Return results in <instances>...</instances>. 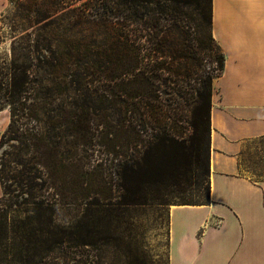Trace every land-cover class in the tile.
Here are the masks:
<instances>
[{"label": "rangeland", "instance_id": "374dc122", "mask_svg": "<svg viewBox=\"0 0 264 264\" xmlns=\"http://www.w3.org/2000/svg\"><path fill=\"white\" fill-rule=\"evenodd\" d=\"M26 1L9 0L8 8L0 14V128L4 119V130L8 126L10 104L19 108L13 116L14 134H8L0 146V174L8 189L0 202V215L9 229L0 264H166L168 209L173 204L203 203L208 174L201 176V186L195 185V175L183 169L178 144L172 166L163 170V151L157 147L148 151L145 140L150 129L140 130L139 116L124 119L119 134L132 137L139 129L143 140L128 150L127 156L125 149L116 154L114 146L120 142L117 129L123 116L112 109L103 116L82 112L86 99L79 82L84 41L100 45L107 33L92 23L72 25L67 8L59 10L57 17L49 10L38 15ZM82 1L72 6L81 8ZM203 5L205 2H192L183 7L188 13L185 28L193 48L202 40L210 49L203 51L198 79L186 81L188 87L172 103V115L165 119L169 141L188 142L194 137L202 148L207 133L204 117L197 111L195 91L202 88L204 80L211 84L217 77L220 70L215 73L214 69L222 53L211 40L209 23L201 21ZM128 28L132 32L134 26ZM145 46L149 51L150 44ZM71 47L77 51L76 62L68 56ZM154 54L147 58L150 67L161 59L179 64ZM116 65L117 72L127 67L126 62ZM207 65H213V71H208ZM23 74L28 82L22 98L10 95L11 85L19 84ZM77 79L78 83L73 82ZM118 82L102 73L97 93L104 95V90ZM172 86L178 85L174 82ZM106 99V104L113 100L110 96ZM116 100L125 98L122 95ZM22 106L28 107L26 113L20 111ZM263 145L255 139L247 143L241 165L245 176L264 175ZM256 147L261 148L258 161ZM59 151H64L61 166ZM151 164L156 168L148 174L145 169ZM29 166L34 167V187H18L14 180ZM47 204L53 209L51 222L44 210ZM27 228H34L30 235ZM13 252L20 253L17 261L11 257Z\"/></svg>", "mask_w": 264, "mask_h": 264}, {"label": "trees", "instance_id": "16d2710c", "mask_svg": "<svg viewBox=\"0 0 264 264\" xmlns=\"http://www.w3.org/2000/svg\"><path fill=\"white\" fill-rule=\"evenodd\" d=\"M77 0H27L28 6L34 7V11L41 15L46 10H49L51 15L57 17V12L62 9H68L71 13L69 16V22L72 25L78 23L95 24L101 26L105 33H107L106 39L102 41L100 45H96L94 40H85L82 52V67L83 71L79 74V82L85 89L86 102L82 108V112L93 113L97 116L106 115L109 109H112L117 114L122 115V119L119 120L120 125L117 129L118 134L122 133V122L129 117L139 116L140 122L143 127L140 130L146 131L150 129L146 143L148 144V151L155 149H162V167L163 170H168L172 166L174 160V151L177 145V150L180 152L183 160V169L192 171L195 175L194 183L197 186L202 185V175L208 174V180L204 187L206 200L208 201L209 194V98L211 93V84L207 80H204L201 89L196 90V99L199 102L198 113L204 117V130L207 133L204 148L200 146V143L196 138L186 142L184 140L176 142L167 138L165 134V119L170 118L172 115V109L176 98L181 97L184 94V90L188 87V79H198V73L202 69L203 59L205 57L203 51L210 49V46L204 41H198L196 47H192L191 42L188 41V31L186 30L187 24L184 18H187V12L184 10L188 3H200L205 2L200 8L199 15L202 22L209 23L211 25V4L210 0H83L79 6H72ZM58 18H55L57 20ZM134 26L131 32L128 26ZM202 23L199 24L201 27ZM211 40L214 41L211 31ZM150 44V50L148 51L146 43ZM216 43V42H215ZM94 46L100 47V51L95 50ZM218 46V45H217ZM219 47V46H218ZM77 51L74 48H70L68 56L73 58L75 62L79 60ZM157 53L165 58H170L172 61H179V64H173L167 59L154 62L150 67L147 58L153 57ZM218 68L221 70L223 67V54L218 56ZM126 62L127 67L122 68L120 72H117V63L120 66ZM102 73L108 78V80L115 79L119 82L104 90V95L98 94L97 82L100 81ZM122 75V78L121 76ZM78 83L77 80L73 82ZM28 82L26 74H23L19 84L11 85L10 95H20L22 98L23 92H25V84ZM174 82L178 85L177 88L172 85ZM163 87L162 92L159 93L160 87ZM90 89H92L90 91ZM176 90V91H175ZM16 93V94H15ZM163 94V96H162ZM123 98L125 100H116V98ZM106 96H110L113 100H109L105 103ZM92 100H95L94 102ZM16 102V100H12ZM11 103V102H10ZM19 108H13L10 104V121L7 128L0 135V146L8 134L13 133L14 124V112ZM28 107L22 106L20 111L26 113ZM98 111V112H96ZM132 137L120 136L119 144H116L114 148H117L116 154L121 155L123 149H125V155L128 150L136 148L143 139L139 132ZM123 139L121 140V138ZM169 149V150H168ZM242 150L238 155L239 174L241 173L242 159L245 151ZM168 150V151H167ZM172 151L171 154L170 151ZM203 150V156L201 155ZM63 153L59 151L58 164H63ZM256 160L258 161L257 147L255 149ZM127 156V155H126ZM63 161V162H62ZM29 162H27L28 164ZM124 162L122 165H125ZM34 167L29 166L26 171H21V177L19 180L15 179L14 183L21 187L23 184L28 189L34 187V180L32 177V169ZM155 165H149L145 172L152 174ZM125 172V171H124ZM136 172H138L136 170ZM247 177V176H246ZM251 180L257 181L264 178V175L257 177H248ZM0 184L3 190V195L0 197V202L4 200L7 188L4 184V178L0 174ZM126 189L128 187L126 186ZM34 204V201L32 202ZM38 204H43V201H39ZM188 205H195L197 203H181ZM49 204L45 205L49 215L47 221H52V211ZM31 217H28L30 219ZM33 219V218H31ZM29 223V221L27 222ZM29 225V224H28ZM34 228H27V233H32ZM10 232L16 233V230ZM9 229L6 219L0 215V260L4 253L5 242L8 238ZM30 238V236H28ZM31 239V238H30ZM18 252H13L11 257L17 261L19 257Z\"/></svg>", "mask_w": 264, "mask_h": 264}, {"label": "crops", "instance_id": "0c3cea01", "mask_svg": "<svg viewBox=\"0 0 264 264\" xmlns=\"http://www.w3.org/2000/svg\"><path fill=\"white\" fill-rule=\"evenodd\" d=\"M210 4L223 67L209 98L208 201L170 205L166 264H264V178L240 175L238 166L249 141L264 142V0ZM8 5L0 0V14Z\"/></svg>", "mask_w": 264, "mask_h": 264}, {"label": "built area", "instance_id": "2783aa9c", "mask_svg": "<svg viewBox=\"0 0 264 264\" xmlns=\"http://www.w3.org/2000/svg\"><path fill=\"white\" fill-rule=\"evenodd\" d=\"M206 68H207L208 71H209V70H210V71H213V65H212V66H211V65H207ZM218 70H220L218 67L215 68V69H214L215 73H217Z\"/></svg>", "mask_w": 264, "mask_h": 264}]
</instances>
